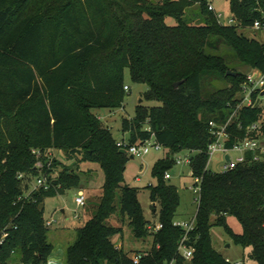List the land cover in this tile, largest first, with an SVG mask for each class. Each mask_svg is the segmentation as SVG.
<instances>
[{
	"label": "trees",
	"instance_id": "obj_1",
	"mask_svg": "<svg viewBox=\"0 0 264 264\" xmlns=\"http://www.w3.org/2000/svg\"><path fill=\"white\" fill-rule=\"evenodd\" d=\"M195 5L203 14L199 24L187 16ZM230 5L233 25L220 21L209 0H0V230L11 226L0 264L47 263L54 245L45 201L82 181L69 161L98 163L105 182L95 216L68 247L67 264H135L117 247L124 227L107 222L118 210V196L134 236L153 240L140 264H235L215 248L214 227L253 248L264 264V162L249 154L247 163L227 172L207 169L210 122L228 120L247 79L232 64L264 72V42L246 34L256 21L264 25V0ZM127 70L134 83L148 85L146 100L159 105L125 117L121 130L129 137L123 140L136 144L154 135L168 150L153 168L157 184L149 185L163 225L158 232L149 227L138 189L126 182L131 155L121 152L112 129L92 111L124 108L131 90L125 89ZM219 80L228 87L219 89ZM239 120L242 128H230L232 141L259 120L264 135L262 107L243 109ZM35 150L58 151L66 161L55 155L50 166L49 156L38 158ZM181 152L196 153L192 176L203 179L186 240L195 249L190 260L180 252L185 231L175 225L181 194L166 179ZM57 172L49 190L29 192L33 179ZM230 218L243 225L241 234Z\"/></svg>",
	"mask_w": 264,
	"mask_h": 264
},
{
	"label": "rangeland",
	"instance_id": "obj_2",
	"mask_svg": "<svg viewBox=\"0 0 264 264\" xmlns=\"http://www.w3.org/2000/svg\"><path fill=\"white\" fill-rule=\"evenodd\" d=\"M155 2L160 0H153ZM215 10L223 15L222 22L225 25H233L230 23V19L233 18L231 13L230 0H209ZM189 20L194 24H199L203 21V14L199 5H195L188 10ZM171 21V19H169ZM246 34L252 37H256L260 41L264 42V28L247 30ZM232 67H236L237 70L248 73L252 69L248 65L241 63L232 64ZM126 82L131 88L128 96L126 97L124 108L115 110L111 109H93V113L98 115L103 123L112 129V132L116 139L119 141L122 139V122L125 117H135L137 114V108L140 106L150 107L153 105H159L158 102H149L146 100V94L149 90L148 85L138 84L132 81L130 71L127 70ZM216 85L219 89H226L228 83L226 81H216ZM264 103V99H263ZM168 150L162 149L160 151L152 150L144 157H135L128 163L125 173L126 182L132 187L138 189L139 200L144 208L146 218L152 222L157 220V215L154 212V201L151 198V189L149 185H156L158 179L153 175V168L156 162L167 156ZM57 158L66 161L65 156L60 152L55 151ZM192 153L191 155H195ZM189 155L187 152H181L175 155L176 159L185 158ZM233 153V156H236ZM76 161H69L73 170L77 171L82 177L81 184L69 188L63 194H58L46 199L44 204V215L46 219L54 218L57 222L49 230L50 243L54 245L53 252L48 258L46 264H67V251L68 247L77 238V229L83 227L87 220L95 216L99 202L101 200L103 185L105 182V174L103 169L98 163L81 162L79 166H76ZM224 159L221 154H216L213 157L212 162L209 165V169L213 172H223ZM57 170L60 172L61 168ZM191 165L184 163L182 165H174V168L170 171L173 175L170 182L175 184L181 194V205L178 211L179 218L191 219L197 213L198 193L191 187L194 185L195 179L192 176ZM58 175V172L56 173ZM138 177L140 179L138 180ZM36 181H31V189L35 187ZM80 190H84L87 197L86 206H78L76 198ZM30 192V191H29ZM118 206L117 212L107 221L109 224L124 227V237H118L116 242L124 243L126 251L132 254L136 250H144L146 248L153 247L152 237L144 239H137L132 231L129 218H123L120 210L119 196L116 201ZM160 210V205H157ZM65 210L63 213L62 210ZM76 215L79 218H76ZM181 220V219H180ZM230 227L238 234L243 232V225L235 218H230ZM213 241L215 248L220 251L227 260L232 263L239 262L240 264H260L254 257V250L251 247H244L241 244L236 243L225 231L223 227H214L213 229ZM228 244L231 247H227Z\"/></svg>",
	"mask_w": 264,
	"mask_h": 264
},
{
	"label": "built area",
	"instance_id": "obj_3",
	"mask_svg": "<svg viewBox=\"0 0 264 264\" xmlns=\"http://www.w3.org/2000/svg\"><path fill=\"white\" fill-rule=\"evenodd\" d=\"M210 9L215 10L214 6L210 4ZM217 12V11H216ZM217 15L222 22L223 15L217 12ZM230 23H235L234 18L230 19ZM223 23V22H222ZM264 28V25L261 21H256L254 24V29ZM126 90H130L129 85H126ZM264 72L259 69H252L250 72L247 73V79L241 86V91L239 93L238 102L233 109V112L229 116L228 120L223 124H218L215 121H211L210 125L213 131V137L209 144L208 154H209V161L208 167L212 162L213 157L215 155L221 154V157L224 159L223 165V172H227L229 170L237 168L240 164H245L249 161V154L251 155V161L256 162H264V135H262V128H263V121L259 120L250 126L247 127V134L244 137H235L233 140V134L230 130L231 127L237 125L240 129L242 128V122L239 120L240 112L245 108H252V107H262L264 109ZM119 147L125 149L130 155L134 157H144L145 155L149 154L152 150L160 151L164 149V146L158 143L155 136L153 135L151 138L143 141L138 142L136 144H130L126 140H119L118 141ZM38 158H42L43 155L49 156V165L52 166V160L55 157V150H48L46 153L42 152L41 150H35ZM233 153H236V156H233ZM227 155L230 156V160H227ZM176 165H182L184 163H192V157L189 154L187 157L176 159ZM37 166L40 168L44 167L43 161L39 160ZM57 176L56 174H48L45 173L44 175L35 179L36 185L33 189L30 190H49L52 186L51 178ZM23 175H20L22 178ZM173 175L170 171L166 172V179H172ZM140 177H138V180ZM194 185L191 187L195 192L198 193V197L196 201H198L201 191H202V177H195ZM87 197L84 190H80L78 196L76 198V202L78 206H86ZM76 218H79L76 215ZM55 222H57L54 218L46 219V225L51 228ZM176 226H180L185 231V237L181 242L180 245V252L183 256L190 260L194 255L195 249L187 245L186 240L188 239V234L194 229L195 227V218L190 220H180L177 219L175 221ZM150 229L154 232H158L162 227L161 222L151 223ZM11 226H7L0 230V247H2L7 241L10 236V229ZM15 229L18 227L15 226ZM117 247L122 248L123 243L117 242ZM1 253V249H0ZM149 255V252L146 251H136L130 254V257L134 261L135 264H140V262ZM229 261V260H228ZM231 262V261H230ZM172 264V263H171ZM235 264H240L239 262Z\"/></svg>",
	"mask_w": 264,
	"mask_h": 264
},
{
	"label": "crops",
	"instance_id": "obj_4",
	"mask_svg": "<svg viewBox=\"0 0 264 264\" xmlns=\"http://www.w3.org/2000/svg\"><path fill=\"white\" fill-rule=\"evenodd\" d=\"M122 135H123V137H122V139H128V137H129V135L128 134H124L123 132H122ZM116 138V137H115ZM192 172V171H191ZM64 210V209H63ZM62 210V211H63ZM65 211V210H64ZM63 211V213H65ZM155 212V211H154ZM157 215V214H156ZM179 219H181V220H190V219H185V218H179ZM157 222H159V218H158V215H157V220H155V221H152L151 223H157ZM231 247V246H230ZM123 248H125V245H124V243H123ZM151 249L150 248H146V249H144V250H136V251H146V252H149ZM136 251H134V252H136Z\"/></svg>",
	"mask_w": 264,
	"mask_h": 264
},
{
	"label": "water",
	"instance_id": "obj_5",
	"mask_svg": "<svg viewBox=\"0 0 264 264\" xmlns=\"http://www.w3.org/2000/svg\"><path fill=\"white\" fill-rule=\"evenodd\" d=\"M229 74H232V75H234V76H236L237 75V73L236 72H234V71H230L229 72ZM176 85H178V84H176ZM121 152L122 153H126V150L125 149H122L121 150ZM135 157L133 156V155H131V159H134ZM226 159L227 160H230V156L229 155H227V157H226ZM154 205H156V203H154ZM64 211V210H63ZM155 212H156V209L154 210ZM65 212V211H64ZM231 245L230 244H228V246L227 247H230Z\"/></svg>",
	"mask_w": 264,
	"mask_h": 264
}]
</instances>
